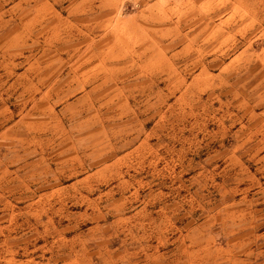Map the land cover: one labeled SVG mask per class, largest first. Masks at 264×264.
I'll return each mask as SVG.
<instances>
[{
    "label": "rangeland",
    "instance_id": "374dc122",
    "mask_svg": "<svg viewBox=\"0 0 264 264\" xmlns=\"http://www.w3.org/2000/svg\"><path fill=\"white\" fill-rule=\"evenodd\" d=\"M0 84L27 117L46 93L76 146L71 170L45 156L57 184L40 217L17 209L0 264H151L189 233L264 264V0H0Z\"/></svg>",
    "mask_w": 264,
    "mask_h": 264
},
{
    "label": "crops",
    "instance_id": "0c3cea01",
    "mask_svg": "<svg viewBox=\"0 0 264 264\" xmlns=\"http://www.w3.org/2000/svg\"><path fill=\"white\" fill-rule=\"evenodd\" d=\"M99 56L93 54L92 60L95 61L98 58L99 64L97 66L102 68V60L99 59ZM98 83L89 92V96L95 94V98H101L102 84ZM1 86L3 92L0 94V253L4 260L11 262L17 260L15 256L19 254L22 248L21 243L25 241H10L11 218L16 214L19 216L24 215V212L16 213L17 209L22 208L29 209L32 211L30 212L31 215L40 217V200L43 195H39L38 192L43 190L42 185L53 182V180L41 178V174H38L36 170L43 165L47 158H50L54 164L59 163L58 160H53L54 156H59V154L64 156L62 162L67 165L70 164L67 170L73 169L76 146L72 139L74 132L65 128L60 133L54 128L57 126V124H54V116L57 115V112L50 99L45 97L46 93L34 98V105L27 117L26 113L22 114V110L17 111L16 108H12L10 94H8V91H4L5 84H0V89ZM8 89H10V86ZM96 91H98V94H96ZM97 101L101 100L97 99ZM241 103L245 106L249 105L246 104L245 100H242ZM261 115H264V109L261 111ZM262 120L264 121V119ZM84 135L85 137L91 136L90 132L83 134V137ZM60 137L61 140H59ZM69 141L72 143H69ZM88 146L90 145L87 144L86 147ZM238 149V147H234L228 153H235ZM253 151L256 152V155L261 154V159L264 160V146H255ZM46 155H48L47 158H45ZM226 158H230L232 163L235 161L234 159H237L235 154ZM229 165L230 163L227 162L226 166L229 167ZM213 168L215 169L216 166ZM45 171H52L51 166H47ZM55 184L57 183L53 182L48 185V188H53V186H56ZM25 188L26 190H24ZM227 199L234 200V202L228 203L226 206H234L239 205L246 197L242 196L237 200L232 196H228ZM25 200L30 201V203L25 207H20L18 203ZM227 213L228 216L223 221L225 224L231 222V226L242 225V222L238 220L242 219L243 208L228 210ZM34 231L38 234L39 229L34 228ZM33 239H37V236H34ZM236 242L242 243V240L239 241L236 238L230 240L231 244L236 245Z\"/></svg>",
    "mask_w": 264,
    "mask_h": 264
},
{
    "label": "clouds",
    "instance_id": "9594fccd",
    "mask_svg": "<svg viewBox=\"0 0 264 264\" xmlns=\"http://www.w3.org/2000/svg\"><path fill=\"white\" fill-rule=\"evenodd\" d=\"M207 237L192 234L179 238L178 243L161 241L158 250L151 257V264H219L223 250L205 243Z\"/></svg>",
    "mask_w": 264,
    "mask_h": 264
}]
</instances>
